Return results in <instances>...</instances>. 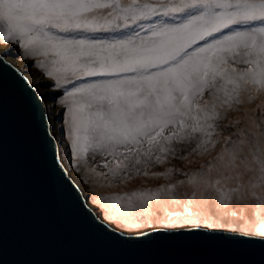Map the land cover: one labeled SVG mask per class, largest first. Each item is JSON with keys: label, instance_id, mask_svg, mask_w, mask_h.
Wrapping results in <instances>:
<instances>
[{"label": "snow or ice", "instance_id": "snow-or-ice-1", "mask_svg": "<svg viewBox=\"0 0 264 264\" xmlns=\"http://www.w3.org/2000/svg\"><path fill=\"white\" fill-rule=\"evenodd\" d=\"M6 84L99 231L264 245V0H0Z\"/></svg>", "mask_w": 264, "mask_h": 264}, {"label": "water", "instance_id": "water-1", "mask_svg": "<svg viewBox=\"0 0 264 264\" xmlns=\"http://www.w3.org/2000/svg\"><path fill=\"white\" fill-rule=\"evenodd\" d=\"M38 131L5 85L0 134V264H264V245L202 233L119 241L47 175Z\"/></svg>", "mask_w": 264, "mask_h": 264}, {"label": "rangeland", "instance_id": "rangeland-1", "mask_svg": "<svg viewBox=\"0 0 264 264\" xmlns=\"http://www.w3.org/2000/svg\"><path fill=\"white\" fill-rule=\"evenodd\" d=\"M18 66H22V65H18ZM155 183H156L155 181H149V184L152 185V186H154Z\"/></svg>", "mask_w": 264, "mask_h": 264}]
</instances>
